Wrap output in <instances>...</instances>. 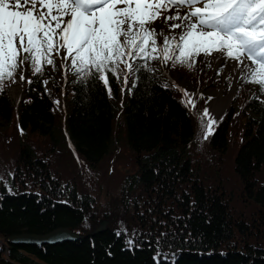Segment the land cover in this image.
I'll return each mask as SVG.
<instances>
[{"label": "trees", "instance_id": "obj_1", "mask_svg": "<svg viewBox=\"0 0 264 264\" xmlns=\"http://www.w3.org/2000/svg\"><path fill=\"white\" fill-rule=\"evenodd\" d=\"M56 72L57 67L46 66L42 76L27 73L16 109L5 89L10 82L0 91V148L7 135L13 161L0 179V240L58 228L81 238L55 245L0 246V264H155L158 247L175 264H264V180L259 179L264 174V96L258 86L239 94V115L229 114L202 139L218 157V167L227 152H235L238 201L253 204L245 217L233 208L230 193L208 185L194 170L190 149L198 130L195 109L185 107L182 101L188 97L172 84L155 72L141 71L129 74L125 86L109 73V95L103 83H82L71 73L61 108L53 98L62 88ZM117 113L122 127L116 134ZM57 150L62 152L59 158L53 156ZM68 157L80 159L86 171L119 160L132 165L117 202L112 205V197L108 209L100 212L107 221L104 231L93 233L99 219L97 199L60 172L75 165L66 162ZM55 165L58 170L52 169ZM128 221L133 229L127 233L122 227ZM129 239L134 245L127 244Z\"/></svg>", "mask_w": 264, "mask_h": 264}, {"label": "snow or ice", "instance_id": "obj_2", "mask_svg": "<svg viewBox=\"0 0 264 264\" xmlns=\"http://www.w3.org/2000/svg\"><path fill=\"white\" fill-rule=\"evenodd\" d=\"M56 57L62 69L82 83H103L109 95V73L119 81L123 72L127 86L129 74L155 72L151 62L192 70L198 62L211 67L215 57L225 61L217 75L235 62L239 79L264 96V0H0V91L5 81L16 82L17 71L24 81L25 71L42 76L46 66L55 70ZM181 91L185 107L195 109ZM198 120L207 140L217 121L207 108ZM161 258L175 264L158 247L155 264Z\"/></svg>", "mask_w": 264, "mask_h": 264}, {"label": "rangeland", "instance_id": "obj_3", "mask_svg": "<svg viewBox=\"0 0 264 264\" xmlns=\"http://www.w3.org/2000/svg\"><path fill=\"white\" fill-rule=\"evenodd\" d=\"M170 13L164 12L162 15H168ZM160 21H157L159 24ZM179 30L177 29L176 32ZM162 42V38H161ZM225 61L220 60L216 61L215 57L212 58L211 67L206 64L196 63L195 67L192 70L184 69L183 67H172L169 64L167 67L161 66L158 62H151V66L156 69L155 73L161 78V80L167 81L168 83L176 85L174 87L182 94L181 90H187V92L193 97V99L197 102V106L192 113V118L196 127H198L197 132H195L194 137V145L190 149L192 154V164L194 170H198L199 175L204 179V181L210 186H221L228 193L231 194V199L235 198V203L232 204L233 208L239 212H242L245 217H248L250 212L253 209V204L250 202V205H247L246 202L238 201L239 199V180L234 173L232 163L234 160L235 152L229 151L226 155L221 158V167H218V157H214L212 152L210 151L208 144L203 141V130L200 127V122L198 117L203 114L205 108L210 110L211 106L216 100L229 99V106L226 108L224 112H218L216 114H211L217 121V123L213 126V130L215 127L220 125L224 119L229 114H234L241 112L242 104L238 102L239 94L244 90L246 92H253V85L251 83H243L239 79V73L235 71V62H229L226 67H223V70L220 72V75H217V70L224 65ZM61 60L56 57V78L62 84V88H60V92L53 95L54 101H59V105L61 108L64 107L65 103V93H66V84L71 79V72L66 71L61 68ZM121 69H124V65H120ZM31 71H25V80H20V72L17 71L15 75L16 82L13 83L11 81L5 89L8 91L9 97L15 107H18L19 102L23 97V88L26 82L27 73L29 74ZM123 83V72L120 77ZM124 84V83H123ZM50 88V86H49ZM51 89V88H50ZM250 90V91H249ZM52 91V90H51ZM68 92V91H67ZM203 96L201 99L200 97ZM196 98V99H195ZM209 98H211L209 100ZM200 102V104H199ZM199 104V105H198ZM189 106V105H188ZM191 111V109H190ZM202 111V113H201ZM207 119V118H206ZM234 122L237 124L240 122L239 118H235ZM122 118L119 113H117L116 118V126L115 133L119 131L121 125ZM119 126V127H118ZM117 127V128H116ZM10 133V131H9ZM7 136V135H6ZM4 139V147L0 148V179L4 177V175L12 168V153L8 145L11 141L9 137ZM124 138V137H123ZM203 139V140H202ZM14 142V141H13ZM8 145V146H7ZM14 145V144H13ZM48 146L47 142L44 140L42 147L46 149ZM193 148H195L193 150ZM236 150V147H235ZM194 156H193V153ZM58 154L60 153L58 150L53 154L56 158H59ZM128 155V153H126ZM122 155V154H121ZM73 161L75 165L60 168V172H64V175H70L71 178L75 179L77 186L79 187L81 192H86L93 196L96 200V206L94 211L97 215L98 224L102 220L100 218V212L108 209V206L111 202L112 197L114 202H117L118 193L120 191V185L122 183L123 177L126 173H132V165L130 162L124 161L125 164H122V161L119 160L114 164L107 165L104 164L100 167V169H89L90 171L85 170V164L75 157L74 159L68 157L66 162ZM124 166V167H123ZM58 170V167L53 166V170ZM215 168H217L215 170ZM220 168V169H219ZM90 175L92 177H90ZM259 179L264 180V174L259 177ZM111 184V187L109 185ZM117 206V205H116ZM114 219V218H113ZM113 223V221H111ZM123 231L131 232L132 231V222H124ZM135 229L133 230L132 235H134ZM0 246H4V242L0 240ZM5 247V246H4Z\"/></svg>", "mask_w": 264, "mask_h": 264}, {"label": "water", "instance_id": "obj_4", "mask_svg": "<svg viewBox=\"0 0 264 264\" xmlns=\"http://www.w3.org/2000/svg\"><path fill=\"white\" fill-rule=\"evenodd\" d=\"M107 221L101 220L93 233L104 231ZM81 236L68 228H58L44 235L18 234L9 236L4 243L7 245H55L61 242L74 241ZM3 246V247H4Z\"/></svg>", "mask_w": 264, "mask_h": 264}, {"label": "bare ground", "instance_id": "obj_5", "mask_svg": "<svg viewBox=\"0 0 264 264\" xmlns=\"http://www.w3.org/2000/svg\"><path fill=\"white\" fill-rule=\"evenodd\" d=\"M229 99L230 97H227L226 99H222V100H216L213 105L211 106L209 112L211 114H216L218 112H224L226 111V108H228L227 106H229Z\"/></svg>", "mask_w": 264, "mask_h": 264}]
</instances>
